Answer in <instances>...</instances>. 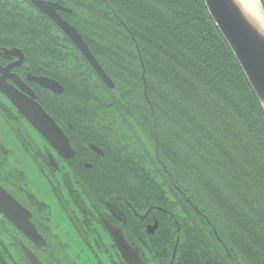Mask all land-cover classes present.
Returning <instances> with one entry per match:
<instances>
[{
  "label": "trees",
  "instance_id": "trees-1",
  "mask_svg": "<svg viewBox=\"0 0 264 264\" xmlns=\"http://www.w3.org/2000/svg\"><path fill=\"white\" fill-rule=\"evenodd\" d=\"M51 1L72 9L62 14L83 34L115 89L57 26H37L24 16L34 13L32 0H0V38L39 40L46 52L52 48L55 69L66 71L83 94L84 108L119 111L122 124L149 127V157L130 163V172H156V125L168 170L163 206L181 207L174 215L182 235L195 251L213 253L214 264H223L219 255L229 262L211 226L196 225L198 215L178 188L217 226L236 264H264V109L204 0Z\"/></svg>",
  "mask_w": 264,
  "mask_h": 264
},
{
  "label": "flooded vegetation",
  "instance_id": "flooded-vegetation-1",
  "mask_svg": "<svg viewBox=\"0 0 264 264\" xmlns=\"http://www.w3.org/2000/svg\"><path fill=\"white\" fill-rule=\"evenodd\" d=\"M34 10L24 16L37 26H57L68 42L53 19L37 6ZM20 41L11 44L0 38V183L27 209L30 222L26 232L0 213V241H10L18 263L31 264L25 252L29 250L43 264H80L82 258L90 264L85 254L97 256L96 251L106 255L108 264H214L213 253L195 251L182 235L174 215L181 207L163 206L167 192L163 169L168 170L155 129L156 172H130L129 164L136 161L130 153L134 144L143 157H149L145 148L151 140L149 127L119 126L115 123L119 111L84 108L79 88L71 85L66 71L55 69L52 48L46 52L39 40L30 45L23 36ZM141 65L144 82L142 60ZM40 79L57 82L62 91L41 84ZM23 105H40L57 123L61 143L49 141L23 113ZM182 191L178 188L184 197ZM191 208L198 215L196 225L205 226V211ZM118 242L128 244V253L123 254ZM209 249L216 250L213 240ZM219 259L236 264L231 256L229 262L220 255ZM0 264H9L2 250ZM98 264L104 263L99 259Z\"/></svg>",
  "mask_w": 264,
  "mask_h": 264
},
{
  "label": "water",
  "instance_id": "water-1",
  "mask_svg": "<svg viewBox=\"0 0 264 264\" xmlns=\"http://www.w3.org/2000/svg\"><path fill=\"white\" fill-rule=\"evenodd\" d=\"M33 3L60 27V29L70 38L74 45L78 48L81 54L86 58L89 64L94 68L102 81L111 89H115L116 84L108 72L104 69L100 61L97 59L91 50L88 42L85 40L83 34L77 27L65 20L61 12L72 13V9L67 8L60 1L50 0H32ZM245 0L247 12L245 15L254 19H259L264 22V5L262 0ZM206 7L214 20L216 26L221 32L222 36L233 51L240 67L250 82L260 104L264 109V34L257 30L256 27L249 25L242 20L236 10L228 3V0H204ZM144 75V73H143ZM41 84L50 87L56 91L58 83L49 79H40ZM144 94L150 104L153 117L155 116L154 106L148 96V83L144 76ZM58 89V90H57ZM23 113L30 119V121L45 135V137L53 143H61V131L55 120L47 114V112L40 106L25 107L20 106ZM156 132V125L154 126ZM65 138V137H64ZM65 141H68L66 138ZM1 176V174H0ZM183 192V191H182ZM184 193V192H183ZM184 198L189 204L195 208L198 213H201L200 208L193 202L191 196L184 193ZM110 207L116 212L118 208L110 203ZM0 213L3 217L10 219L15 225H22L27 232L30 225L27 219L28 211L21 205L0 183ZM117 213V212H116ZM203 214V213H201ZM205 216L206 223L211 226L215 233V240L219 247L224 251L225 255L232 256L229 247L225 240L220 236L216 226L211 225L208 217ZM204 219V218H203ZM32 225V224H31ZM40 238V237H39ZM123 254L128 253L125 243L118 242ZM26 255L31 264H43L41 260L29 250H26Z\"/></svg>",
  "mask_w": 264,
  "mask_h": 264
},
{
  "label": "rangeland",
  "instance_id": "rangeland-1",
  "mask_svg": "<svg viewBox=\"0 0 264 264\" xmlns=\"http://www.w3.org/2000/svg\"><path fill=\"white\" fill-rule=\"evenodd\" d=\"M27 14H30L31 15V14H34V13H27ZM70 49H69V51H70ZM81 73L83 74L82 77L84 78V81H85L86 80V77L85 76H88L89 75L88 74L89 72H87V70L85 68V69L82 70ZM103 110H110V109H103ZM118 119L119 120L116 121L115 123L117 125H119V126L124 125V124L121 123V119L119 117H118ZM3 138L6 139V137H3ZM126 141L130 142V140H127V139H126ZM130 153H132V156H135L136 160H141L142 161L143 156H145V155H143L142 152H140V150L138 149L137 145H135V144H134V150H132ZM140 156H142V158H139ZM3 240L6 241V243H2V241H0V250H2V252L6 255V258H7L8 263L9 264H19L18 261L16 260V258H17L16 250L14 249V247L11 246V243H10V241L7 238L6 239L3 238ZM85 255H86L85 257H87V259H90L91 260V263L90 264H98L99 259L104 264H108L107 263V260H106V255L105 254L103 255L102 253H99L98 251H96V255L97 256H94L91 253H86ZM80 264H86L85 263V260H83V258H82V262H80Z\"/></svg>",
  "mask_w": 264,
  "mask_h": 264
},
{
  "label": "snow or ice",
  "instance_id": "snow-or-ice-1",
  "mask_svg": "<svg viewBox=\"0 0 264 264\" xmlns=\"http://www.w3.org/2000/svg\"><path fill=\"white\" fill-rule=\"evenodd\" d=\"M228 3L232 5V7L236 10L242 20L251 25V22L245 15V0H228Z\"/></svg>",
  "mask_w": 264,
  "mask_h": 264
},
{
  "label": "clouds",
  "instance_id": "clouds-1",
  "mask_svg": "<svg viewBox=\"0 0 264 264\" xmlns=\"http://www.w3.org/2000/svg\"><path fill=\"white\" fill-rule=\"evenodd\" d=\"M245 12H247V9L245 8ZM249 21L253 24L254 27L257 28L258 31H260L262 34H264V22L260 21L259 19H254L252 17H248Z\"/></svg>",
  "mask_w": 264,
  "mask_h": 264
},
{
  "label": "bare ground",
  "instance_id": "bare-ground-1",
  "mask_svg": "<svg viewBox=\"0 0 264 264\" xmlns=\"http://www.w3.org/2000/svg\"><path fill=\"white\" fill-rule=\"evenodd\" d=\"M248 2H251L250 0H247ZM89 44V43H88ZM90 46V45H89Z\"/></svg>",
  "mask_w": 264,
  "mask_h": 264
}]
</instances>
